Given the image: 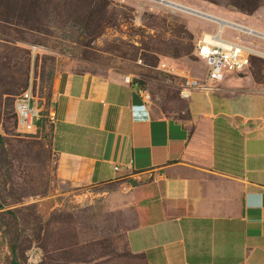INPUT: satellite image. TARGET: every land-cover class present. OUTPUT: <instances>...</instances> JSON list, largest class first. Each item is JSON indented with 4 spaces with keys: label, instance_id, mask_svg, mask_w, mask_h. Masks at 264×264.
<instances>
[{
    "label": "crops",
    "instance_id": "1",
    "mask_svg": "<svg viewBox=\"0 0 264 264\" xmlns=\"http://www.w3.org/2000/svg\"><path fill=\"white\" fill-rule=\"evenodd\" d=\"M125 76H54L58 179L113 188L104 200L144 264H264V89L223 78L160 112Z\"/></svg>",
    "mask_w": 264,
    "mask_h": 264
},
{
    "label": "rangeland",
    "instance_id": "2",
    "mask_svg": "<svg viewBox=\"0 0 264 264\" xmlns=\"http://www.w3.org/2000/svg\"><path fill=\"white\" fill-rule=\"evenodd\" d=\"M181 1L264 31V0L253 9L248 0ZM206 27L133 0H0V264H143L126 249L127 215L111 212L104 200L113 188L58 179L47 134L17 128L13 97L30 81L39 100L51 104L54 76L89 70L126 74L156 110L174 112L179 77L153 67L164 60L201 74L193 48ZM234 76L264 89V60L253 58L224 78Z\"/></svg>",
    "mask_w": 264,
    "mask_h": 264
},
{
    "label": "built area",
    "instance_id": "3",
    "mask_svg": "<svg viewBox=\"0 0 264 264\" xmlns=\"http://www.w3.org/2000/svg\"><path fill=\"white\" fill-rule=\"evenodd\" d=\"M133 1L138 5H157L171 12H179L167 6L165 2L162 4L161 0ZM199 20L204 21L207 27L195 40L193 54L203 64V72L199 75L179 72L174 64L164 60L158 61L153 67L155 70L179 77L176 87L180 99H187L193 92H217L227 71L240 73L250 66L251 59L264 60L263 30L249 25L242 18L229 20L213 17ZM223 29L233 33L232 39L222 37ZM130 80L128 76L123 77L124 82H130ZM140 91L143 99L148 100V92L142 89ZM12 110L16 126L20 131L43 132L49 138L51 126L55 121L54 107L39 100L31 88L30 81L13 97ZM259 122L264 124V116L259 119ZM116 168V166L113 167L114 170Z\"/></svg>",
    "mask_w": 264,
    "mask_h": 264
},
{
    "label": "bare ground",
    "instance_id": "4",
    "mask_svg": "<svg viewBox=\"0 0 264 264\" xmlns=\"http://www.w3.org/2000/svg\"><path fill=\"white\" fill-rule=\"evenodd\" d=\"M161 1H162V4H164L165 2L167 6H169L170 8L176 11H179L181 14L189 15L197 19H210L213 17H223L224 18V16L214 13L212 10L208 11L206 9H201L199 7L188 5L186 4V2H183L181 0H161Z\"/></svg>",
    "mask_w": 264,
    "mask_h": 264
},
{
    "label": "trees",
    "instance_id": "5",
    "mask_svg": "<svg viewBox=\"0 0 264 264\" xmlns=\"http://www.w3.org/2000/svg\"><path fill=\"white\" fill-rule=\"evenodd\" d=\"M255 3H256V0H248V3H247V8H251L253 9L255 7ZM131 254V253H130ZM133 255V254H132ZM136 257H138L139 259H143L142 255H134ZM143 261V260H142ZM144 264V262H143Z\"/></svg>",
    "mask_w": 264,
    "mask_h": 264
}]
</instances>
